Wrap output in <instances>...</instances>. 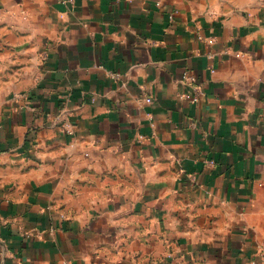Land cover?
<instances>
[{"label":"crops","instance_id":"obj_1","mask_svg":"<svg viewBox=\"0 0 264 264\" xmlns=\"http://www.w3.org/2000/svg\"><path fill=\"white\" fill-rule=\"evenodd\" d=\"M0 264H264V0H0Z\"/></svg>","mask_w":264,"mask_h":264}]
</instances>
